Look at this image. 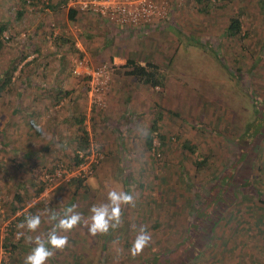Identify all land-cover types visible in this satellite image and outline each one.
Here are the masks:
<instances>
[{"label": "rangeland", "instance_id": "obj_1", "mask_svg": "<svg viewBox=\"0 0 264 264\" xmlns=\"http://www.w3.org/2000/svg\"><path fill=\"white\" fill-rule=\"evenodd\" d=\"M154 1L165 25L143 36L134 34L132 47H142L149 55L137 53L131 62L157 65L161 86L140 84L129 75V62L113 64L105 57L119 43L109 39L111 46L106 47L114 34L95 16L75 11L71 21L65 3L54 8L53 0H0V24L9 37L7 41L3 36L0 49V264H24L35 246L25 238H46L58 223L49 222L48 215L56 212L62 217L73 205L83 220L70 232L59 233L67 235L68 246L47 264H175L180 256L187 257L189 226L202 225L210 205L205 201L225 176L241 173L240 179L264 192V141L256 151L251 145L258 128L256 109L264 119V0ZM237 15L241 32L230 38L225 30ZM92 37L96 40L85 41ZM88 42L95 51L87 49ZM95 43L106 47L102 60ZM21 57L25 58L20 62ZM79 58L89 61L91 69L109 70L100 106L91 103L87 80L73 72ZM11 69V82L6 84ZM114 80L120 86L115 92ZM73 87L85 89L74 102L77 119L84 116L89 141L102 159L78 187L63 184L37 196L39 174L59 163L72 164L78 150L76 125L68 118L64 122ZM55 89L69 95L54 99L49 92ZM20 102L38 107L43 121L33 114L31 119L18 118L34 112ZM21 108L28 112L22 114ZM154 121L158 136L152 134L148 147ZM185 144L195 151L189 152ZM203 160L205 165L197 164ZM245 161L253 162L251 172L244 168ZM242 186L246 185L233 179L232 192L225 194L207 222L209 240L201 241L202 252L190 264H264V205L255 196H243ZM112 190L130 193L135 205L123 206L118 228L93 236L87 227L90 209L106 203ZM14 193L25 206L12 215L8 200ZM22 212L41 214L42 224L36 233L18 228L12 235L18 248L11 251L4 241L11 222ZM141 228L151 241L134 257L130 249Z\"/></svg>", "mask_w": 264, "mask_h": 264}, {"label": "trees", "instance_id": "obj_2", "mask_svg": "<svg viewBox=\"0 0 264 264\" xmlns=\"http://www.w3.org/2000/svg\"><path fill=\"white\" fill-rule=\"evenodd\" d=\"M55 2L54 8L58 7L59 5H61V3H66V0H60L58 3H56V0H53ZM26 2V1H24ZM29 2V1H27ZM53 8V7H52ZM84 13V12H82ZM241 13V12H240ZM74 15H75V11H70V14L68 15V20H73L74 19ZM239 17L240 15L236 16L235 18H231L229 21V25L226 28V35L230 38H236L241 30H240V21H239ZM102 19V18H101ZM165 18H155L153 19L151 22L146 23V24H141L140 26H136V27H131V26H127V28H130L132 30H140V28L142 26H154V25H159L161 23H163L165 20ZM164 20V21H163ZM6 29V26L4 24H0V49L1 47L4 45L3 42H5V38L7 39V41L9 40V37H5L4 31ZM149 32L144 31L143 34H147ZM5 38H4V37ZM59 40L61 41L62 39L59 38ZM64 43L69 42V40L64 39L63 40ZM71 42V41H70ZM72 47V44H71ZM25 57H21L19 59V61L21 62L22 60H24ZM131 65L133 67V74L135 75V78L137 79V81L146 84V85H150V86H161L162 85V80H163V76L158 72L159 67L155 64H147V66H138L135 65L134 63H132L131 61H129L128 65ZM13 68L16 69V65L13 66ZM7 80L4 82L6 84H9L11 81V75L13 73V69L7 71ZM57 95V94H56ZM68 96L69 93L68 92H59L57 96H55V98H59L61 99L63 96ZM256 113L258 114V117L256 118V123L254 126H257V131L253 134V138L251 139V145H254L253 150H258L259 146L262 145L263 141H264V119L263 121H261V117H260V109H256ZM84 116H80L77 121L79 124L78 130L81 132V134L78 135V150L75 153L74 156V161L73 163L79 164L81 162H83L84 159H80L78 156L79 151H84L87 152L90 149V141H89V135L86 132L85 127L83 126L84 123ZM153 125L151 126V130L149 131V133L147 134V138H146V143L148 145V147L152 146L153 143V137L152 134H156L158 136V121H154L152 123ZM248 130V128L245 129L244 132H240V136H239V143L241 141V139H243L246 136V131ZM159 138L161 139L162 144H164V137L162 135H159ZM184 147L189 151V152H193L195 151V148H193L192 146L185 144ZM88 153V152H87ZM205 160H203L201 163H197L198 165H205ZM253 162L251 161H245V165L248 164V166H244V168L249 169L250 172L252 170V168L254 167V165L252 164ZM72 165L74 164H69L68 168L69 169H73ZM75 166V165H74ZM95 165H93L94 167ZM231 174V173H230ZM241 173L235 172V174L230 175V176H225L221 182L219 186H216L215 188H212L213 193L210 195V198L207 199L205 201V203H210L209 205V209L208 211H206V214L203 216V223H201L202 225L199 227L197 225H193V222L190 224L189 226V232H188V237H187V243H186V252H188L187 257L184 256H180L179 261H177V263L175 264H190V262L194 259V257L201 254L202 252V248H203V244H201V241L207 239V241L209 240L210 237V229L208 228L207 222L210 221V219L214 216L213 212L214 210L220 206L222 199H226V193L232 192L231 189V185L233 183V179L235 180V178L240 180V184L241 185H246V186H242V194L244 195H252L255 196L254 198H256V201L258 203H260L261 205H264V192L256 189L250 181L248 180H244V179H240L239 175ZM84 181V179L80 178V177H75L72 178L70 182V184L78 187L82 182ZM38 183V182H37ZM67 183V184H68ZM62 185H59L58 188H61ZM36 189V195L38 196L40 193L44 192V187H41V185L38 184L37 187H35ZM233 196H235V194L233 193ZM8 204L10 205V212L12 215H15L17 212H20L24 209L25 203H22V198L19 197L18 193H14L12 198L10 200H8ZM220 203V204H218ZM33 212V210H31ZM18 214V213H17ZM29 216L28 213H24L22 212L21 215L19 214L18 217H16L14 219V221L11 222L10 226H9V234H7V238H5L4 241V247L6 249H8L9 247H11V251H14V249L18 248V244L12 242V235L14 234L15 231L18 230V225L22 222H24L25 218ZM216 224H219L220 222H215ZM212 229V228H211ZM193 230H196L195 232ZM191 233V234H189ZM197 233V237H194V235H196ZM209 235V237H208ZM208 237V238H207ZM207 241H204L205 243ZM188 257L191 259L189 260ZM162 262V260H161ZM143 264V263H142Z\"/></svg>", "mask_w": 264, "mask_h": 264}, {"label": "built area", "instance_id": "obj_3", "mask_svg": "<svg viewBox=\"0 0 264 264\" xmlns=\"http://www.w3.org/2000/svg\"><path fill=\"white\" fill-rule=\"evenodd\" d=\"M64 6L67 10L90 13L110 24L123 27H136L163 17V12L154 0H66ZM88 63L87 60L77 59L73 72L79 78L87 80L91 103L100 106L101 97L105 95L110 81V73L106 66L91 69ZM87 152H77L79 158L84 160L79 164L72 163L75 165H72L73 169H69L67 163H59L41 172L38 177L39 185L44 187V191H48L67 184L72 178H87L92 173V166L102 159V155L93 145H90Z\"/></svg>", "mask_w": 264, "mask_h": 264}, {"label": "clouds", "instance_id": "obj_4", "mask_svg": "<svg viewBox=\"0 0 264 264\" xmlns=\"http://www.w3.org/2000/svg\"><path fill=\"white\" fill-rule=\"evenodd\" d=\"M37 131H41L37 125ZM133 195L124 191H109L107 202L99 205H93L90 209V224L87 225L91 235H107L110 230L116 229L121 225L123 206H134ZM83 220L82 215L76 211L73 205L63 210V216L60 217L56 212L48 215L49 222H57L55 227L47 233L46 238L41 235L27 236L26 242L34 244L30 253L25 257L24 264H47L50 258L57 252L63 251L68 246L67 235H61L60 232H70L78 227ZM42 224V215H29L24 222L18 225L20 229H26L29 233H36ZM22 234V233H21ZM151 241L150 234L141 228L139 234L135 237L130 253L132 256L139 255Z\"/></svg>", "mask_w": 264, "mask_h": 264}, {"label": "crops", "instance_id": "obj_5", "mask_svg": "<svg viewBox=\"0 0 264 264\" xmlns=\"http://www.w3.org/2000/svg\"><path fill=\"white\" fill-rule=\"evenodd\" d=\"M173 11V9H171V12ZM80 13H82V12H80ZM88 14H90V13H88ZM91 16H95L99 21H103L104 23H106L107 24V26H110L111 28H110V30L109 31H112V33L114 34V36L113 37H108L107 38V40L105 41V43L107 44V46L106 47H109V46H111V45H109L108 44V40L109 39H111V41H118V47L116 48V49H113V50H111V52H109L108 51V53L106 52V56L105 57H109V59L113 62V64L115 63V64H119V62H121V61H126V62H129V61H131V60H133V59H135L136 57H138L137 56V53L138 54H140V56L141 55H147L148 53H147V51L145 50V49H143L142 47H139L140 49L139 50H136L135 48H133L132 46H135V44H134V34L136 33V34H140L141 36H143V32L144 31H146V32H149V31H154V32H156V31H160V27L158 26L157 27V24L156 25H154V26H150V27H147V26H142L141 28H140V30H132V29H130V28H127V27H123V26H117V25H113V24H110L108 21H106L105 19H101L99 16H96V15H93V14H90ZM162 24V23H161ZM167 24V23H166ZM162 25H165V24H162ZM161 25V26H162ZM92 26V25H91ZM92 29L94 28L93 26L91 27ZM99 29H100V27H99ZM88 30H89V28H88ZM135 34V35H136ZM112 36V35H111ZM87 37H90L89 35H87ZM133 40H132V39ZM91 39H93V40H96L95 38H90V39H85V41H87V40H91ZM103 42V41H102ZM80 41L78 40V42H77V44L76 45H78V46H80ZM147 44H149V42H147ZM162 44V42H160L159 44H157V45H159V47L160 46H162L161 45ZM91 44H90V42H88L87 43V49H88V47H89V51H95V50H93L92 49V47L90 46ZM95 45L96 46H98L99 48H98V53H99V60H102L101 58L103 57V55H104V52L103 51H105V50H103V49H106V47H104V48H102V43H100V44H96L95 43ZM107 51V50H106ZM136 54V56H135V58H134V55ZM149 55V54H148ZM136 61H138V60H136ZM140 61H145V60H140ZM146 62V61H145ZM140 63H143V64H145L144 62H140ZM133 71V70H132ZM130 72L129 73V75H131V76H133L134 77V79L135 80H137L136 78H135V75L133 74V72ZM123 78H122V80L125 78V76L123 75L122 76ZM126 82V81H125ZM124 82V83H125ZM113 83L114 84H112L113 85V87H114V92L116 91V90H118L119 89V85H117L116 83H115V80L113 81ZM140 84H143V83H141L140 82ZM74 89H71V90H73V93H71V98H72V105L71 106H69V109H68V111H67V114H66V116H64V122L66 123L67 122V118L68 119H70V122L71 123H73V125L75 126V136L77 135V134H81V132L78 130V127H79V124H78V121H77V111H76V107H78L77 105H76V103H74L75 102V100L78 98V96H80V97H83V95H84V93H85V89L83 88H78V90L79 91H76L77 90V88L76 87H73ZM19 90V89H18ZM51 92V93H50ZM49 92V94H52V98H54V99H56L55 98V96H56V94H58L59 93V91H57L56 89H55V91L54 90H52V91H50ZM57 92V93H56ZM75 92H77L78 94H75ZM16 94L17 95H19L20 94V91L18 92H16ZM75 95V96H74ZM77 95V96H76ZM21 101V100H20ZM55 101V100H54ZM21 104H23V103H25V102H20ZM28 107L26 108V109H31L32 108V110H34V112H32V113H24V111H26V112H28L26 109H24V108H21L20 109V112L23 114V116H19L18 118H25V117H28V119H31L30 118V115H32L33 114V116H32V118H38V121H40V120H42L43 121V118H41V113L39 114V113H37V111L38 112H40L41 110H39V108L38 107H35V105L34 104H32L31 102L30 103H25ZM14 105H16V103H14ZM12 113L13 114H10V118H12L13 119V117H15V113L16 112H14L13 111V109H12ZM28 121H30V120H28ZM47 121V120H46ZM43 124V123H42ZM52 126L53 127H55L56 126V124H55V122H54V120H53V123H52ZM74 136V137H75Z\"/></svg>", "mask_w": 264, "mask_h": 264}]
</instances>
